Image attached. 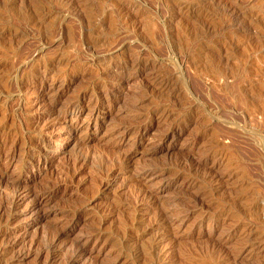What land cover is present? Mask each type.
Instances as JSON below:
<instances>
[{
	"label": "rangeland",
	"instance_id": "obj_1",
	"mask_svg": "<svg viewBox=\"0 0 264 264\" xmlns=\"http://www.w3.org/2000/svg\"><path fill=\"white\" fill-rule=\"evenodd\" d=\"M0 264H264V0H0Z\"/></svg>",
	"mask_w": 264,
	"mask_h": 264
},
{
	"label": "bare ground",
	"instance_id": "obj_2",
	"mask_svg": "<svg viewBox=\"0 0 264 264\" xmlns=\"http://www.w3.org/2000/svg\"><path fill=\"white\" fill-rule=\"evenodd\" d=\"M156 77V76H155ZM155 87V86H154ZM168 87V86H167ZM213 117V116H212ZM138 120V119H137ZM128 159V158H127ZM149 170V169H148ZM104 184V183H103ZM141 192V191H140ZM148 194V193H147ZM152 196V195H151ZM142 197V196H141ZM154 198V197H153ZM149 199V198H148ZM40 203H42V202H40ZM39 203V204H40ZM19 205V204H18ZM230 210V209H229ZM166 216V215H165ZM247 243V242H246ZM55 247V246H54ZM51 252V251H50ZM47 255H49V254H47ZM48 258V257H47ZM50 259V258H49Z\"/></svg>",
	"mask_w": 264,
	"mask_h": 264
}]
</instances>
